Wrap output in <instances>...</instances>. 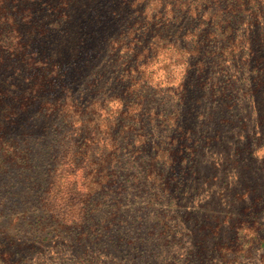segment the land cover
Here are the masks:
<instances>
[{
    "label": "rangeland",
    "instance_id": "1",
    "mask_svg": "<svg viewBox=\"0 0 264 264\" xmlns=\"http://www.w3.org/2000/svg\"><path fill=\"white\" fill-rule=\"evenodd\" d=\"M86 1L85 19L71 28L51 12L52 29L35 44L48 56L41 101L67 91L69 117H49L44 107L13 123L0 114V264H264V0H231L232 31L213 41L219 64L200 69L189 60L190 73L179 67L170 80L158 71L136 95L121 77L132 55L111 47L135 17L147 20L150 0L136 10L121 0ZM225 1L169 0L175 6L161 36L181 39L201 20L215 27L218 10L233 13ZM97 141L106 144L99 162L119 154L145 179L125 178L116 204L95 197L73 205L89 189L81 167ZM245 234L257 247L225 254Z\"/></svg>",
    "mask_w": 264,
    "mask_h": 264
},
{
    "label": "trees",
    "instance_id": "2",
    "mask_svg": "<svg viewBox=\"0 0 264 264\" xmlns=\"http://www.w3.org/2000/svg\"><path fill=\"white\" fill-rule=\"evenodd\" d=\"M121 1L136 10L138 9L137 6L144 0ZM150 2L151 7L145 8L144 11L147 15V20L139 22V17H135L130 27V32L128 34H117L114 37L115 45L111 47L116 52H130V55H132V65L125 69L121 77L125 81L127 80L129 83L127 88L129 93L133 95H136V88L145 76L157 74L158 71L164 72L165 77L167 76V79L170 80L175 77L171 72L176 71L177 73L179 67L183 73L187 75L190 73L193 66H191L189 60L191 62L197 61V67L200 69H204L208 65L215 66L219 64L214 59L217 52L213 41L232 31L230 30V25L235 22L234 18L238 14L234 9V3L231 0H227L223 5L225 9L232 7L225 10V12L231 11L233 13L225 15L217 7V14L214 15L217 18L215 27H209L208 24H213L206 20H201L195 31L188 29L181 39L174 38V40L168 41L165 39L166 37L161 36V31L169 26V20L172 17V10L175 5H172L169 0H150ZM43 5L44 0H0V110L5 107L7 109L6 111L4 110V113L0 111V114L4 116L3 118L0 115V119L3 118L6 123L8 121L15 122L18 117L33 108L40 109L44 107L48 110L49 117L58 113L64 119L69 117V112L71 111L67 108V103L65 102L68 97L66 95H69L67 91H65L66 97H56L51 99L52 101L48 99L41 101L43 91L46 88L44 84L50 83L49 78L44 73L48 64V56L45 53L46 51L40 54L35 49V44L51 31V23L47 21L51 12H54L52 14L54 17L57 13V17L63 18L67 28H71L85 19L89 5L86 0H50L47 13L43 11ZM191 6L189 10H197V7ZM207 19H211V17L209 16ZM140 30H142L140 36L144 37L133 43L135 34L139 33ZM151 31L153 34L149 36L148 32ZM65 33L70 36L69 31ZM121 43L124 45H121ZM229 53L228 60L220 63L223 71L226 70L233 59V52L230 51ZM203 60L207 61L203 62ZM153 61L158 62L159 67L152 68L155 64L150 62ZM169 80H163L161 84L167 83ZM76 114L81 117L83 113L77 109ZM129 118V124L131 125L138 121L134 117L133 112L130 113ZM0 136H2L0 139L1 147L4 144V140L2 133H0ZM9 146L13 150L14 148L16 149L12 142H10ZM105 147V143L97 141L86 150L84 158L87 160H84L83 163L85 164L81 167V171L85 172L86 177H88L89 189L85 191L80 199H76L73 205L78 203L85 207L90 205L95 197L99 198L97 201L110 200L116 204L118 201H122L120 196L124 191V185L121 182L125 178L127 182L131 183L136 181L137 178L145 179V177H138L131 170H126L124 164L121 165L122 159L119 154H114L113 159H105L104 162H99L95 158V154L102 153ZM116 148H120V145H116ZM127 163L129 162L127 161ZM50 185L51 183L49 188L47 185L46 192H50ZM45 186V183L41 184V188ZM121 188H123V191ZM61 192L62 188L56 191L55 195L57 198ZM97 193H102L101 197H98ZM186 234L189 235V233ZM182 236H175V239L178 243L183 241V245H185ZM246 236L245 234V236L239 238L243 242L242 244H231L225 254H245V252L251 251L255 247V237ZM261 237V246L264 247V237ZM240 246L241 249L239 248Z\"/></svg>",
    "mask_w": 264,
    "mask_h": 264
}]
</instances>
